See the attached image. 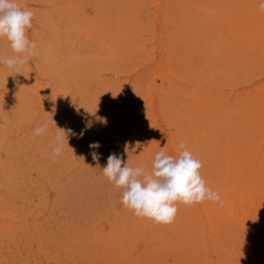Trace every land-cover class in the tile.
Returning a JSON list of instances; mask_svg holds the SVG:
<instances>
[{
    "label": "rangeland",
    "instance_id": "obj_1",
    "mask_svg": "<svg viewBox=\"0 0 264 264\" xmlns=\"http://www.w3.org/2000/svg\"><path fill=\"white\" fill-rule=\"evenodd\" d=\"M16 2L34 13L39 55L23 74L0 65V264H264V0ZM13 55L0 39V58ZM56 127L66 138L54 158ZM181 142L235 208L210 217V200L178 203L171 225L137 217L102 174L108 156L150 171Z\"/></svg>",
    "mask_w": 264,
    "mask_h": 264
},
{
    "label": "clouds",
    "instance_id": "obj_2",
    "mask_svg": "<svg viewBox=\"0 0 264 264\" xmlns=\"http://www.w3.org/2000/svg\"><path fill=\"white\" fill-rule=\"evenodd\" d=\"M259 9L264 11V2L259 4ZM33 16V11L26 6L21 7L16 0H0V39H6L15 54L0 58V65L19 74H23L25 64L39 55L36 42L26 34L27 29L32 27ZM48 123L46 121L36 127L35 135L45 133ZM56 129L54 158L63 151L66 138L63 130ZM90 147L98 149L100 145L95 142ZM178 148L180 151L176 156L164 151L156 152L150 171L146 170L147 166L132 167L120 155L111 153L101 171L116 189L121 190V203L125 208L137 217L157 224L174 222L178 203L191 206L210 200L222 207L219 193L209 188L201 175L202 162L187 150L183 142ZM92 157L98 161L100 155L94 151Z\"/></svg>",
    "mask_w": 264,
    "mask_h": 264
},
{
    "label": "bare ground",
    "instance_id": "obj_3",
    "mask_svg": "<svg viewBox=\"0 0 264 264\" xmlns=\"http://www.w3.org/2000/svg\"><path fill=\"white\" fill-rule=\"evenodd\" d=\"M242 1H243V0H242ZM232 2H233V1H232ZM222 3H223V2H222ZM235 3H236V2H235ZM207 4H208V2H207ZM237 4H238V3H237ZM224 5H225V4H224ZM207 7H208V6H207ZM209 7H210V6H209ZM213 7H214V6H213ZM226 8H228V7H226ZM232 8H233V7H232ZM234 8H235V7H234ZM254 8H255V7H254ZM206 9H207V8H206ZM214 9H215V8H214ZM221 10H222V9H221ZM229 10H230V9H229ZM223 13H224V12H223ZM226 13H227V11L225 12V14H226ZM233 14H234V13H233ZM254 14H255V13H254ZM234 15H235V14H234ZM249 16H251V14H250ZM243 17H244V16H243ZM243 17H242V18H243ZM229 18H230V17H229ZM250 18L252 19V18H254V17L251 16ZM219 19H220V18H219ZM248 21H249V20H248ZM235 23H236V22H235ZM235 25H236V24H235ZM235 25H234V26H235ZM253 25H254V24H253ZM237 26H238V24H237ZM225 27H226V26H225ZM245 27H246V26H245ZM252 27H253V26H252ZM234 28H235V27H234ZM234 28H233V29H234ZM238 28H239V27H238ZM238 28H237V30H239ZM240 28H242V27H240ZM231 30H232V28H231ZM241 30H242V29H241ZM223 31L225 32V30H223ZM245 31H247V30H245ZM249 32H250L251 34L253 33L252 31H249ZM225 33H228V32H225ZM238 33H239V32H238ZM247 33H248V32H247ZM255 33H256V32H255ZM205 34H208V33H205ZM232 34H234V33H232ZM236 34H237V33H236ZM251 34H250V35H251ZM225 35H226V34H225ZM238 35H239V34H238ZM242 35H243V34H242ZM246 35L248 36V34H246ZM263 35H264V34H263ZM247 36H246V37H247ZM255 36H256V35L254 34L253 37L255 38ZM199 37H201V36H199ZM229 38H230V37H229ZM235 39H236V38H235ZM247 39L250 40V37H248ZM222 40H223V39H222ZM236 40H237V39H236ZM236 40H235V41H236ZM249 40H248V41H249ZM252 40H254V39H252ZM237 41H238V40H237ZM242 41H243V40H242ZM248 41H247V42H248ZM130 42H131V41H130ZM251 42H255V41H251ZM251 42H250V43L248 42V43H249V46H250ZM241 43H244V42H241ZM253 44L255 45V43H253ZM254 45H251V46H254ZM255 46H257V45H255ZM255 46H254V47H255ZM263 46H264V45H263ZM187 48H188V47H187ZM250 49H252V48L250 47ZM250 49H248L249 52H250ZM259 49H260V48H259ZM248 54H249V53H248ZM175 59H176V58H175ZM255 59H256V58H255ZM167 65H168V64H167ZM254 89H255V88H254ZM180 92H181V91H180ZM252 92H253V91H252ZM254 92H255V91H254ZM254 92H253L252 95H254ZM178 93H179V92H178ZM255 95L257 96V94H255ZM255 95H254V96H251V99H252L253 97H255ZM257 97H258V96H257ZM260 97H261V96H260ZM174 98H176V97H174ZM251 99H250V100H251ZM254 99H255V98H254ZM256 99H258V98H256ZM252 100H253V99H252ZM258 101H259V100H258ZM172 102H173V101H172ZM200 102H201V101H200ZM211 102H212V101H211ZM251 102H252V101H251ZM253 102H257V101H253ZM259 103H260V102H259ZM194 104H195V103H194ZM252 104H253V103H252ZM198 105H199V104H198ZM192 106H193V105H192ZM208 107H209V106H208ZM238 107H239V106H238ZM252 107H254V106H252ZM252 107H251V111H254V110H255V107H254V108H252ZM196 108H197V107H196ZM202 108H204V107H202ZM262 108H263V107H262ZM262 108H261V109H262ZM235 109H236V108H235ZM252 109H254V110H252ZM187 110H188V109H187ZM196 110H197V109H196ZM210 110H211V109H210ZM214 110H215V109H214ZM218 110H219V109H218ZM203 111H204V110H203ZM257 111H258V110H257ZM242 112H243V111H242ZM245 113H246V112H245ZM251 113H252V112H251ZM263 113H264V112H263ZM195 114H196V113H195ZM206 114H207V113H206ZM237 114H238V112H237ZM239 114H240V113H239ZM247 114H250V113H247ZM200 115H201V114H200ZM224 115H225V114H224ZM234 115H235V114H234ZM244 115H245V114H244ZM216 116H218V115H216ZM221 116H222V115H221ZM226 116H227V115H226ZM241 116H242V115H241ZM248 116H249V115H248ZM253 116H254V115H253ZM261 116H263V115H261ZM199 117H202V116H199ZM227 117L229 118V116H227ZM239 117H240V116H239ZM255 117H256V116H255ZM219 118H220V117H219ZM258 118H260V117H257V119H258ZM222 119H225V118L223 117ZM229 119H230V118H229ZM229 119H227V120H225V121L228 122ZM232 119H233V118H232ZM250 119H251V118H250ZM254 119H256V118H254ZM257 119L255 120L256 123H257ZM262 119H263V118H262ZM239 120H241V119H239ZM258 120H259V119H258ZM211 121H212V120H211ZM222 121H224V120H222ZM197 122H198V121H197ZM227 122H226V123H227ZM198 123H199V122H198ZM211 123H212V122H211ZM211 123H210V124H211ZM216 123H218V122H216ZM222 123H223V122H222ZM235 123H236V122H235ZM250 123H252V122L250 121ZM250 123H249V124H250ZM256 123L254 122L255 125H256ZM258 123H259V122H258ZM261 123H262V121H261ZM252 124H253V123H252ZM202 125H203V124H202ZM207 125H209V124H207ZM227 125H228V124H227ZM263 125H264V124H263ZM221 126H222V125H221ZM243 126H244V125H243ZM245 126H246V125H245ZM245 126H244V127H245ZM247 126H248V123H247ZM253 126H254V125H253ZM223 127H225V126H223ZM230 127H231V126H230ZM257 127H258V126H257ZM263 127H264V126H263ZM190 128H191V127H190ZM242 128H243V127H242ZM242 128H241V129H242ZM233 129H234V128H233ZM262 129H263V128H262ZM194 131H195V130H194ZM217 131H218V130H217ZM232 132H233V131H231V133H232ZM237 132H239V131H237ZM225 133H226V132H225ZM244 133H245V132H244ZM198 134H199V133H198ZM216 134H217V133H216ZM226 134H227V133H226ZM235 134H236V133H235ZM246 135H247V134H246ZM246 135H243V138H244V136H246ZM248 135H249V134H248ZM199 136H200V135H199ZM236 136H237V135H236ZM218 137H219V136H218ZM225 137H226V135H225ZM238 137H239V135H238L237 137H235V138H238ZM240 137L242 138V135H241ZM248 137H249V136H248ZM198 138H199V137H198ZM226 138H227V137H226ZM235 138H232V139L235 140ZM200 139H201V138H200ZM210 139H211V138H209V141H210ZM250 139H251V138H250ZM229 140H230V139H229ZM241 140H242V139H241ZM258 140H260V139L258 138ZM202 141H203V139H202ZM232 141H233V140H232ZM239 141H240V140H239ZM243 141H244V140H243ZM247 141H248V140H247ZM249 141H250V140H249ZM251 141H252V140H251ZM200 142H201V141H200ZM206 142L208 143V141H206ZM237 142H238V141H237ZM237 142L234 141V143H237ZM201 143H202V142H201ZM244 143H245V142H244ZM210 144H211V143H210ZM231 144H232V143H231ZM231 144H230V145H231ZM261 144H262V143H261ZM199 145H200V143H199ZM221 146H222V145H221ZM208 147H209V145H208ZM211 147H212V146H211ZM232 147H233V146H232ZM236 147H238V146H236ZM189 148H190V147H189ZM234 148H235V147H234ZM234 150H235V149H234ZM237 150H239V149H237ZM201 151H204V150H201ZM207 151H208V149H207ZM211 151H212V150H211ZM242 151H243V150H242ZM240 152H241V151H239V153H240ZM254 152H255V151H254ZM195 153H196V152H195ZM198 153L200 154V152H198ZM208 153H209V154H213V153H210V152H208ZM244 153H245V152H244ZM263 155H264V154H263ZM199 156H200V155H199ZM201 156H203V155L201 154ZM207 156L210 157L209 155H207ZM234 156H235V154H233V158H234V159H235V158H238V156H236V157H234ZM260 156H261V155H260ZM231 157H232V156H231ZM245 157H246V156H245ZM245 157H244V158H245ZM248 157H249V156H248ZM213 158H214V157H213ZM233 158H231V159L233 160ZM239 158H240V157H239ZM205 159H206V158H205ZM211 159H212V158H211ZM253 159H255V157H254ZM213 160H214V159H213ZM232 160H231V161H232ZM235 160H236V159H235ZM242 160H243V159H242ZM240 161H241V160H239V161H237V162L241 163ZM216 162H217V161H216ZM235 162H236V161H235ZM250 162H251V161H250ZM259 162H260V161H259ZM211 163H212V162H211ZM216 164H217V163H216ZM218 164H219V163H218ZM232 164H233V163H232ZM233 165H235V164H233ZM245 165H246V164H245ZM249 165H250V164H248V166H249ZM216 166H217V165H216ZM248 166H247V167H248ZM250 166H251V165H250ZM229 167H230V166H229ZM232 167H233V166H232ZM242 167H243V166H242ZM242 167L240 168L239 166H237V168L234 169V170H230V169L227 170V171H226V169H224V170H225L227 173H229L230 171H231V173L235 172L234 174H236V172H239V173L241 172V173H243V172H242L243 170H239V169H238V168L242 169ZM252 167H253V166H252ZM254 167H255V165H254ZM214 168H215V166L213 165V169H214ZM224 168H225V167H224ZM230 168H231V167H230ZM233 168H234V167H233ZM222 169H223V168H222ZM259 170H261V169L259 168ZM262 170H264V169L262 168ZM217 171H218V169H217ZM217 171H215V172H217ZM219 171H220V170H219ZM222 171H223V170H222ZM225 171H224V172H225ZM228 171H229V172H228ZM250 171H252V169H250ZM204 172H205V171H204ZM248 172H249V171H248ZM263 172H264V171H263ZM219 173H221V171H220ZM219 173H218V174H219ZM239 173L237 174L238 177H239ZM223 174H224V173H223ZM229 175H230V174H229ZM240 175H241L242 178L244 179L243 175H242V174H240ZM227 178H228V177H227ZM249 180H250V179H249ZM249 180H248V182H249ZM214 181H215V180H214ZM216 181H217V180H216ZM246 181H247V180H246ZM206 182H207V181H206ZM213 183H215V182H213ZM242 183H243V182H242ZM247 184H248V183H247ZM249 184H251V183H249ZM208 185H209V184H208ZM228 188H229V187H228ZM228 188H227V189H228ZM213 189H214V188H213ZM236 190H237V189H236ZM230 191H231V190H230ZM237 191H238V190H237ZM233 192H235V191H233ZM255 193H256V192H255ZM231 194H233V193H231ZM224 195H225V194H224ZM255 195H256V194H255ZM222 196H223V195H222ZM262 196H263V197H261V200L258 201L259 203L257 202L258 205H254V203H252V204H253L254 206H259V204H260L261 207H262V205L264 206V202H263V200H264V191H263V195H262ZM223 197H224V196H223ZM223 197L221 198V200L223 201V206H222V207H224V210L226 209L225 207H227V210H228L230 207H231L230 209L235 208V207H234V204H235V203H232V204H225V203L227 202V201H226L227 199H225V198H223ZM229 197H230V196H229ZM247 197H248V196H247ZM244 198H246V197H244ZM244 198L242 199V201H244ZM251 200H252V199H251ZM249 201H250V200H248V202H249ZM210 202H211V203H208V202H207V204L204 202V204L207 205V206H205V205H204L205 207H204L203 205H202V206H203V208H205L203 212H205L206 215H209V214H210V217H212L211 215H212L213 212H214V208L217 209L218 207L220 208V206H218L216 203H214V202H212V201H210ZM250 202H251V201H250ZM229 203H230V201H229ZM180 204H181V203H180ZM245 204H246V203H244V205H245ZM247 204H248V203H247ZM247 204H246L247 207H248V206H252V205H247ZM197 205H198V204H197ZM244 205H243V208H242L243 210H244ZM185 206H186V205H185ZM254 206H253V207H254ZM177 207L179 208V206H177ZM188 207H189V206H188ZM222 207H221V209H222ZM203 208H202V210H203ZM219 208H218V209H219ZM258 208H259V207H258ZM218 209H217V212H218ZM242 209L240 208V210H242ZM250 209H251V210H250ZM262 209H263V208H262ZM185 210H186V209H185ZM219 210H220V209H219ZM249 210H250L253 214H255V212H256V211H255V207H254V208H249ZM252 210H253V211H252ZM256 210H257V209H256ZM182 211H184V210L182 209ZM247 211H248V210H247ZM247 211H246V212H247ZM206 212H207V213H206ZM238 212H240V211H238ZM238 212H237V213H238ZM251 212L249 213V215L251 214ZM181 213H182V212H181ZM181 213H180V214H181ZM185 213H186V211H185L182 215H184V217L186 216L185 218H188V217H187V216H188V215H187L188 213H187L186 215H185ZM221 213H222V212H221ZM221 213H220V214H221ZM180 214L178 215L179 217L176 216V217H178L179 219H180V217H181ZM233 214H234V213H233ZM235 214H236V213H235ZM242 214H243V213H242ZM194 215H196V214H194ZM201 215H202V214H201ZM213 216H215V215H213ZM182 217H183V216H182ZM182 217H181V218H182ZM198 217H199V216H198ZM192 218H193V216H192ZM201 218H203V217H201ZM217 218H218V217H217ZM243 218H244V217H243ZM247 218H248V217L244 218V220L246 221ZM194 219H195V218H194ZM250 219H251V218L247 219V221L249 220V221L251 222L252 220H250ZM244 220H241V221L243 222ZM258 220H260V219L258 218ZM261 220H262V218H261ZM174 221H175V220H174ZM177 221L180 222V220H177ZM202 221H203V219H202ZM185 222H186V221H185ZM185 222L183 221L182 223L184 224ZM236 222H237V221H236ZM242 222H241V223H242ZM254 222H255V220L253 219V223H249V224H251V225H249V227L252 228V226L254 225ZM182 223H181V224H182ZM187 223H189L188 220H187ZM190 223H191V222H190ZM190 223H189V224H190ZM192 223H194V222H192ZM192 223H191V224H192ZM223 223H224V222H223ZM244 223H245V222H244ZM261 223H262V222H261ZM172 224H173V223H172ZM181 224H180V226H181ZM183 224H182V225H183ZM185 224H186V223H185ZM191 224H190V225H191ZM201 224H202V222H201ZM169 225H171V223H170ZM177 225H179V223H177ZM177 225L175 224L173 227L175 228V226L177 227ZM192 225H193V224H192ZM192 225H191V226H192ZM198 225H199V224H198ZM187 226H189V225L187 224ZM187 226H186V228H187ZM194 226H195V228L197 227L196 225H194ZM194 226H193V227H194ZM243 226H244V225H243ZM246 226H247V225H246ZM165 227H166V226H165ZM165 227H164V228H165ZM173 227H172V228H173ZM255 227H256V226H255ZM255 227H253V228L255 229ZM177 228H178V227H177ZM177 228H176V229H177ZM183 228H184V227H183ZM161 229H162V227H161ZM184 229H185V228H184ZM191 229H192V228H190V230H191ZM193 229H194V228H193ZM193 229H192V230H193ZM197 229H198V228H197ZM249 229H250V228H249ZM254 229H251V230L254 231ZM171 230H173V229H171ZM171 230H170V231H171ZM180 230H181V228H180ZM185 230H186V229H185ZM185 230H182V232L185 231ZM190 230H189V232H190ZM229 230H231V229H229ZM258 230H259V229H258ZM173 231H174V230H173ZM173 231H172V232H173ZM252 231H251V232H252ZM255 231H256V230H255ZM255 231H254V232H255ZM177 232H178V229H177ZM159 233H160V232H159ZM165 233H166V232H165ZM167 233H168V232H167ZM174 233H176V230H175ZM178 233H179V232H178ZM180 233H181V232H180ZM180 233H179V234H180ZM200 233H201V232H200ZM217 233H218V232H217ZM252 233H253V232H252ZM156 234H157V233H156ZM179 234H178V237H180ZM181 234H182V233H181ZM181 234H180V235H181ZM185 234H186V232H184L182 235H185ZM193 234H194V232H193ZM240 234H241V233H240ZM240 234H237V235H240ZM244 234H245V233H244ZM157 235H158V234H157ZM196 235H197V234H196ZM185 236L189 237L190 234H189V236H188V234L185 235ZM185 236H182V237L185 238ZM192 236H193V235H192ZM192 236H190V237L192 238ZM194 236H195V235H194ZM208 236H209V235H208ZM216 236H217V235H216ZM260 236H261V235H260ZM182 237H180V238L183 239ZM190 237H189V238H190ZM203 237H204V236H203ZM211 237H212V236H211ZM148 238H149V237H148ZM148 238H147V240H148ZM157 238H159V237H157ZM169 238H171V237H169ZM172 238H173V237H172ZM176 238H177V236H176ZM196 238H197V236H196ZM181 239H180V240H181ZM185 239H186V238H185ZM193 239H194V238H193ZM149 240H150V239H149ZM151 240H152V239H151ZM156 240H157V239H156ZM174 240H176V239L174 238ZM188 240H190V239H188ZM194 240H196V239H194ZM194 240H193V242H192V241H191V242L194 243ZM204 240H205V239H204ZM185 241H186V240H185ZM176 242H177V241H176ZM179 242H180V241H179ZM189 242H190V241H189ZM204 242H205V241H204ZM180 243H182V242H180ZM183 243H184V242H183ZM253 243H254V242H253ZM184 244H185V243H184ZM187 244H188V243H187ZM190 244H191V243H190ZM190 244H189V245H190ZM210 244H211V243H210ZM210 244H209V245H210ZM166 245H167V244H166ZM168 245H169V244H168ZM176 245H177V244H176ZM242 246H243V245H242ZM183 247H184V246H183ZM183 247H182V248H183ZM209 247H210V246H209ZM251 247H252V246H251ZM167 249H168V248H167ZM171 249H172V248H171ZM197 249L199 250V248H197ZM161 250H162V249H161ZM188 250H190V248H189ZM198 250H197V251H198ZM200 250H201V249H200ZM230 250H231V249H230ZM250 251H251V250H250ZM159 252H160V251H159ZM201 252H202V251H201ZM201 252L198 251L197 253H201ZM206 252H207V251H206ZM228 252H229V251H228ZM263 252H264V250H263ZM203 253H204V252H203ZM229 253H230V252H229ZM262 254H263V253H262ZM148 255H149V254H148ZM156 255H157V254H156ZM198 255H199V254H198ZM229 255H231V254H229ZM118 256H119V255H118ZM158 256H159V255H158ZM242 256H243V255H242ZM190 257H191V256H190ZM192 257H193V256H192ZM230 257H231V256H230ZM116 258H117V257H116ZM146 258H147V257H146ZM158 258H159V257H158ZM180 258H181V257H180ZM193 258H194V257H193ZM193 258H192V259H193ZM198 258H199V257H198ZM204 258H205V257H204ZM134 259H135V257H134ZM188 259H189V258H188ZM223 259H224V258H223ZM186 260H187V259H186ZM196 260H197V259H196ZM198 260H199V259H198ZM202 260L204 261V259H202ZM220 260H222V259H220ZM133 261H135V260H133ZM142 261H143V260H142ZM178 261H179V260H178ZM192 262H193V261H192ZM259 262H260V261H259ZM143 263H144V262H143ZM183 263H184V262H183ZM194 264H195V263H194ZM201 264H202V263H201ZM220 264H222V263H220ZM227 264H228V263H227Z\"/></svg>",
    "mask_w": 264,
    "mask_h": 264
}]
</instances>
